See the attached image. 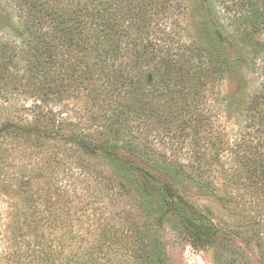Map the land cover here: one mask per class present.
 Segmentation results:
<instances>
[{
	"label": "trees",
	"instance_id": "obj_1",
	"mask_svg": "<svg viewBox=\"0 0 264 264\" xmlns=\"http://www.w3.org/2000/svg\"><path fill=\"white\" fill-rule=\"evenodd\" d=\"M169 3L0 0V91L13 94L26 86L19 91L42 103L36 104L31 121L12 112L0 116V146L48 141L54 143L52 152L59 147L61 152L73 154L68 155L76 162L81 156L106 161L112 171L106 177L115 178L119 197L131 198L146 218L141 232H136L106 226L103 216L90 220L98 214L97 209L79 217L71 212L69 198L79 199L83 192L96 196L98 181L94 180L104 176L93 171L75 176L71 166L60 172L53 169L46 175L51 185L47 197L68 195L64 209L55 211L54 197L43 199L48 213H33L38 222L31 224L30 230L35 237L28 242L31 249L17 255L20 264H171L165 242L149 234L152 228L165 226L177 230L194 249L226 240L234 246V256L227 264H254L231 242L233 235L243 236L247 228L232 231L215 223L181 193L182 184L189 180L204 196L236 205L244 220L253 222L250 242L257 247L258 264H264V208L260 207L264 203V68L260 69L264 66V0H204L206 41L174 44L177 50L170 35L148 38L153 22L168 16ZM227 23L235 26V31H227ZM160 24L156 22L154 27L160 28ZM241 40L250 44L251 69L262 70L263 82L233 96L243 118L238 139L214 142L206 164L207 153L199 146L195 151L192 147V163L168 157L153 145L156 137H149L151 122L161 117L160 109L165 108L180 128V134L175 135L178 141L199 144L200 128L209 127L210 131L215 124L211 113L217 109L207 105L209 91H214L225 73L236 70L242 58ZM125 48L135 50L131 64L125 60ZM22 70L26 72L20 75ZM135 70L137 74L130 77ZM21 76L27 81L24 85ZM75 85L101 90L93 101L99 110L96 127L72 128L75 125L60 114L42 108L48 102L60 103ZM222 144L234 158L231 167L223 161ZM15 154L0 147V174L8 172V163L18 161ZM19 168L18 184L23 183L24 189L40 178L36 172L23 174L22 164ZM214 170L226 185L205 176ZM81 179H93L94 183ZM73 185L65 195L61 193ZM253 197L258 198L257 203ZM83 217L93 222L85 226Z\"/></svg>",
	"mask_w": 264,
	"mask_h": 264
},
{
	"label": "rangeland",
	"instance_id": "obj_2",
	"mask_svg": "<svg viewBox=\"0 0 264 264\" xmlns=\"http://www.w3.org/2000/svg\"><path fill=\"white\" fill-rule=\"evenodd\" d=\"M203 1L170 0V11L167 12L168 18L166 17L160 21L155 20L151 25L148 38L153 34H158V37L161 38L165 35H170L176 41L173 43L174 50H177L174 44L189 45L192 42H200L202 39L206 41V38H203V22L205 21V12L202 8ZM156 22L161 23L160 28L154 27V23ZM226 28L229 32L236 29L235 26L232 27L228 23L226 24ZM170 31L173 33H169ZM168 45H172V43ZM240 46L242 58L239 65L236 66V70L231 74L225 73L223 80L218 81L214 86V91H209L208 94L210 100L207 105H211V107L217 109V111L213 110L211 113L213 115V122H215L214 126H212L213 128L210 131L209 127L202 126L200 128L199 144H189L190 140H187L189 143L184 144L182 140L178 141V136H175L180 134V128L175 121V117L171 116V112L169 113L167 109L161 108V117L158 116V118H154V121L151 122V128L154 130H150L151 136H149L151 139H154V136L156 137L153 145L158 150L160 149L161 152L166 153L168 157H172L173 159H178L184 163H192V147L195 151L199 146L200 151L207 153L205 156L206 160H204L206 164V161L210 158L209 153L212 152L211 145L214 142L218 143L222 141L224 143L227 140L233 141L238 139V134L242 131L243 118L239 114L240 112L236 110L237 106H235L234 102L236 99L233 96L242 91L258 88L263 82L262 70H259L257 67L251 69L250 44L247 40L244 42L241 40ZM125 53V60L131 64L134 59L135 50L125 48ZM143 67H147V64H144ZM263 68L264 66H260V69ZM110 69L112 70L113 67H110ZM25 72V70L20 71V75L25 74ZM106 74L107 71L104 75ZM135 74H137L136 70L130 77H133ZM17 75L19 76V73ZM21 77V84L24 85L27 81L25 77ZM16 80L14 79L15 82ZM25 88L26 86H23L19 90L21 91ZM19 90L13 94L2 93L0 91L1 118L3 117L2 115L12 112L14 115L25 117V119L30 121L32 120L36 104L42 103L37 97L26 92H20ZM95 95L100 96L101 90L97 88L93 90L91 88L84 89L75 85L60 103L57 101L48 102L42 108L46 112L53 111L60 114L61 119L75 125L72 128L77 129L82 127L84 129L85 127H96L98 124L96 117L99 110L96 104L93 105ZM231 104L232 106L230 107L229 105ZM220 109L221 112H219ZM166 115H169L174 122ZM1 121L2 119H0V124ZM163 137H165V141L167 142L161 141ZM16 145L2 144L0 146L1 149L6 148L8 153H13V155L16 153L15 158L18 159L20 157L18 161L8 163L7 173L0 174V264H20L17 255L28 248L31 249L28 242L35 236H31L30 227L32 226L31 224H36L37 221L33 213L36 212L43 216H45V213H48L44 212L48 206L43 201L45 197H54L55 208H53L56 212L64 209L65 200L68 195L66 196L63 193L72 190L75 186L68 187L64 192L61 191L65 197L58 194H52L47 197L51 191V185L46 175L53 169L60 172L64 167L71 166L75 171V176L91 174L92 171L102 173L104 177L94 180L98 181L96 183L98 187L96 190L98 194L96 196L83 192L79 199L77 197L69 198L71 212H74V214L79 213L80 217L84 213L91 215L95 213L94 209H97L98 214L91 215L90 220L94 218L95 222L98 216H103V218H107L105 221L106 226L128 228L130 231L141 232L146 220L145 215L137 208L136 203L131 198L119 197L115 178L111 181L109 180L111 177H106V175L109 174L110 176L112 173L106 161L103 162L99 159L81 156L76 162L73 157H69V155L73 156V154L66 150L61 152L62 150H59V147H57L56 153L52 152L54 143L48 141H42L40 145H29L21 142ZM223 146V144L220 146V150ZM225 147L220 152L226 164L225 166L231 167L234 164V158L229 153L230 150L229 152L225 151ZM72 161L75 163L72 164ZM79 163H82V165ZM21 164L22 168L26 170V173L23 174L36 172L40 177L32 180L28 189H24L23 183L21 185L18 184L19 180L17 177L19 176L18 171ZM205 164L203 162V165L209 168V165ZM79 166H83V168H79ZM205 176L213 178L219 185H226L223 177L215 170L207 173ZM86 177L88 178V175ZM81 180H90L92 184L94 183L93 179ZM55 186L57 185L55 184ZM229 190H231L230 187ZM181 193L224 229L240 231L243 228H247L243 236L235 235L234 238L233 235L231 242L238 249L240 248L254 264H258L259 253L255 244L250 242L249 237V234L251 235L253 231L254 224L253 222L244 220L243 214L234 207L236 205H224L216 197L204 196V192L191 180L182 184ZM234 193H236V190H234ZM243 193L244 191L241 192V194ZM257 199L253 197V203H257ZM260 205V207L264 208V203ZM253 207L252 205L251 208L253 209ZM83 219L85 226L93 222L89 221L88 217H83ZM231 230L226 231L231 233ZM149 234L151 237L159 236L165 242L171 264H227L230 257L234 256L232 252L234 246L233 244L227 245L226 240H222L215 246L205 249H194L182 234L170 226L152 228ZM48 236L52 238V235L48 234Z\"/></svg>",
	"mask_w": 264,
	"mask_h": 264
}]
</instances>
